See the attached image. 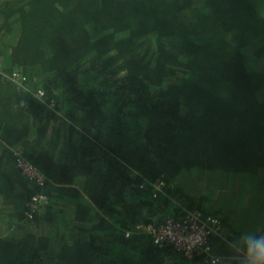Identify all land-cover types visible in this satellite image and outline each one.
<instances>
[{"label":"trees","instance_id":"trees-1","mask_svg":"<svg viewBox=\"0 0 264 264\" xmlns=\"http://www.w3.org/2000/svg\"><path fill=\"white\" fill-rule=\"evenodd\" d=\"M194 210L223 225L209 253L135 230ZM248 234L264 0H0V264H246Z\"/></svg>","mask_w":264,"mask_h":264},{"label":"built area","instance_id":"built-area-1","mask_svg":"<svg viewBox=\"0 0 264 264\" xmlns=\"http://www.w3.org/2000/svg\"><path fill=\"white\" fill-rule=\"evenodd\" d=\"M15 81L22 80L19 72L13 73ZM41 95L42 92H39ZM19 165L23 172L39 183L43 182L42 174L35 169L33 165L25 161L19 160ZM44 195H35L28 202L29 217L32 212L42 203L47 202ZM221 221L212 215H205L199 210L190 211L183 220H174L169 218L166 223L156 227L153 224H139L135 230L152 235L156 243H171L177 250L184 252L188 257H192L195 253L204 254L210 252L209 237L222 230ZM132 231L127 232L129 236ZM211 261L216 263L219 258L211 257Z\"/></svg>","mask_w":264,"mask_h":264},{"label":"clouds","instance_id":"clouds-1","mask_svg":"<svg viewBox=\"0 0 264 264\" xmlns=\"http://www.w3.org/2000/svg\"><path fill=\"white\" fill-rule=\"evenodd\" d=\"M244 240L246 264H264V235L248 234Z\"/></svg>","mask_w":264,"mask_h":264}]
</instances>
